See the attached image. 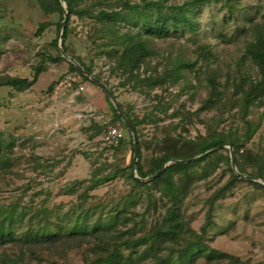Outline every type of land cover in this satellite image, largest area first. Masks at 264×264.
<instances>
[{"label":"rangeland","instance_id":"obj_1","mask_svg":"<svg viewBox=\"0 0 264 264\" xmlns=\"http://www.w3.org/2000/svg\"><path fill=\"white\" fill-rule=\"evenodd\" d=\"M189 1L75 0V9L84 15L66 19V55L90 68V74L137 123L134 131L140 156L136 164L143 172L153 170L156 161L166 155L183 158L179 160L199 156H194L199 145L214 134L241 137L248 120L256 130L241 146L238 159L243 176L255 178L264 162V98L243 114L241 95L234 93L231 84L243 78L258 79L245 47L253 39L250 27L264 21V0H209L188 5L184 10L191 30L167 23L161 37L149 36L155 55L138 69L130 73L117 64L128 31L144 35L160 28L157 21L175 16L173 6ZM125 3L137 7L127 10ZM60 4L61 14H47L34 1L0 0V78L31 80L34 69H42L24 92L0 87V154L10 151L11 165L8 173H0V208L12 205L18 213L26 212L24 219H13L16 236L27 230L29 212L41 208L66 226L109 229L116 222L138 236L160 222L168 198L160 191L161 183H148L147 190L134 187L128 178L130 171L137 176L132 168L133 138L117 119L104 90L77 73L85 86L100 88L96 87L106 104L102 109L92 103L97 95H79L60 86L66 73H75L62 56L57 62L49 60L60 55L58 35L66 12L65 4ZM100 10L119 12L115 29L122 36L108 33L106 23L99 21ZM41 25L44 29L37 34ZM202 47L210 55L199 57ZM179 61L192 65L177 69ZM209 70L218 72L220 84L218 103L210 110L205 108ZM109 125L123 130L124 138L117 146L100 141ZM198 161L174 172L173 182L180 189L181 213L189 229L200 234L207 215L212 224L199 244L186 248L168 244L161 255L169 264H205L201 257L193 261L200 252L214 257L225 254L242 264H264V190L252 185L250 181L255 180L230 181L233 169L227 144ZM113 173L114 179L104 180ZM226 186L211 207L212 195ZM123 211L129 218L125 225L123 215L118 216ZM75 219L79 220L76 224ZM82 253L42 252L14 264H84ZM214 260L213 264L232 262L229 258Z\"/></svg>","mask_w":264,"mask_h":264},{"label":"trees","instance_id":"obj_2","mask_svg":"<svg viewBox=\"0 0 264 264\" xmlns=\"http://www.w3.org/2000/svg\"><path fill=\"white\" fill-rule=\"evenodd\" d=\"M34 1L39 8L47 14L62 13V7L59 0H24ZM209 0H192L182 4L181 6H173L176 10V14L172 18H161L157 21L160 23V28L146 32L141 35L139 32L132 33L128 31L125 34L126 41L122 54L117 58V64L119 67L128 69L131 73L134 69H138L146 59L155 55L153 50V44L149 36L161 37L167 23H171L176 27L184 25L189 30L192 29V25L185 15L184 8L188 5H197L201 2H207ZM66 6L67 17L72 14L83 16L81 10L75 9V0H61ZM137 5L132 6L127 3L123 5L124 9L132 10ZM119 12L100 10L98 18L100 22L106 23L108 26L106 29L108 33L113 36H122L119 31L115 29V24L118 20ZM63 19V18H62ZM44 29V25H41L37 31L40 34ZM250 31L253 33V39L246 47L245 52L256 67L258 72V79L247 80L241 79L238 83L233 82V89L236 95H241V111L245 114L248 109L256 102H261L264 98V21L262 23H256L250 27ZM67 37V30H63L61 36V48L66 54L67 50L64 46V42ZM56 44V40L54 41ZM199 57H207L209 51L207 48L202 47L198 50ZM198 57V56H197ZM61 53L57 58H50L52 62L61 60ZM85 71L91 73V69L84 66L75 59ZM191 66L192 63L179 61L176 66L177 69L181 66ZM41 67L34 69V76L31 80L27 78H15L5 77L0 78V87H9L16 92H24L30 89L31 86L37 80L38 75L41 73ZM69 71L81 74L72 64H69ZM173 75V71L171 72ZM218 72L216 70H209L207 82L209 87V98L205 104L206 109L210 110L218 103V88L220 84L217 82ZM85 78V76H82ZM204 109V108H203ZM117 119L120 117L117 114L115 108H113ZM126 118L129 120L132 127L135 129L137 123L130 119V116L123 111ZM245 133L238 138L222 137L217 134L209 137L206 141L199 145L198 151L194 156L202 155L205 152L212 151L205 155L215 154L221 145H230L233 149L235 156V165L238 173L245 175L242 167L240 166L238 155L241 146L249 141L255 133L256 128H253L250 122L245 121ZM139 156H140V145ZM190 158V157H189ZM189 158H185L188 160ZM171 155H166L156 161L153 170L149 172H143L139 162L135 166L137 177L145 179L150 175L156 173L166 162L170 160H179ZM199 161L171 164L167 166L159 175L148 182L138 181L132 175L131 171L128 174V178L133 182L134 187H145L147 190L148 183L158 185L161 183V190L163 196L168 198L169 206L166 209L164 215L161 217L160 222L153 228L145 230L136 236L135 233H129L126 230H122L118 223H113L109 229H103L100 227H94L91 230L86 228L77 229L74 225H63L59 220H52L48 211L44 208L35 209L31 213L29 212L28 228L21 235L16 236V233L12 229V223L14 217L24 219L26 212H17L16 206L2 207L0 208V264H14L18 261L32 260L34 257L42 252H50L54 254H64L66 252L83 251L82 260L84 264H169L166 258L161 255L162 248L166 245H183L184 248L199 244L206 234V230L211 226L210 217L207 215L204 225L201 227V233L189 229V225L184 222L181 205L179 203L180 189L173 182V173L177 170L190 167L197 164ZM10 165V151L0 154V173L6 174L9 172ZM115 178V174L109 175L104 178L105 181H109ZM255 178L264 180V162L261 161V165L258 168V173ZM238 180L237 176L231 172L230 181ZM253 186L264 190V186L257 182H252ZM228 186L218 190L212 195L209 204H212L217 197L226 191ZM209 208V210L211 209ZM210 212V211H209ZM16 215V216H15ZM124 218L123 224L129 220L126 217L125 212H121L118 216ZM118 216L115 218L118 219ZM77 219L74 220V224L77 223ZM125 227V226H124ZM8 248H5L7 247ZM8 249L10 250L8 252ZM206 259L205 264H213L212 261L229 258L232 260L231 264H242L235 258H230L225 254L216 255V257L200 252L193 258V261L199 258ZM148 260V262H147Z\"/></svg>","mask_w":264,"mask_h":264},{"label":"water","instance_id":"obj_3","mask_svg":"<svg viewBox=\"0 0 264 264\" xmlns=\"http://www.w3.org/2000/svg\"><path fill=\"white\" fill-rule=\"evenodd\" d=\"M61 2V0H59ZM67 19V13L64 12L63 15V21L60 24V28H59V35H58V48L60 50L61 56L66 59L67 61H69L82 75L86 76L89 80H91L93 83L97 84L99 87H101L104 92L106 93V95L108 96V98L110 99L111 103L113 104L115 110L117 111L118 116L120 117V119L123 121V123L125 124L126 128L129 130V132L132 135L133 138V162H132V168H133V172L135 173V166H136V162L138 160V156H139V149H138V140L134 131V128L132 127V125L130 124L129 120L126 118V116L124 115L123 111L121 110L119 104L116 102L115 98L113 97V95L111 94V92L107 89V87L100 82L99 80H97L94 76H92L90 73H88L87 71H85L83 69V67L78 64L76 61H74L72 58H70L69 56H67L62 48H61V36H62V30L63 27L65 25ZM221 146H219V148H221ZM227 148L229 149V156H230V161H231V166L233 171L235 172V175L237 176V178L239 179H246V180H255L256 182L261 183L264 186V180L262 179H256L254 177L251 176H243L240 173H238L236 166H235V156L233 153V149L230 145H227ZM212 151H208L205 152L202 155H199L195 158H192L190 160H170L167 163H165L154 175L146 178V179H140L137 176H134V178H136L138 181H150L152 179H154L157 175H159L167 166L171 165V164H180V163H187V162H193L196 161L200 158H202L203 156L211 153Z\"/></svg>","mask_w":264,"mask_h":264},{"label":"built area","instance_id":"obj_4","mask_svg":"<svg viewBox=\"0 0 264 264\" xmlns=\"http://www.w3.org/2000/svg\"><path fill=\"white\" fill-rule=\"evenodd\" d=\"M60 86L65 90H74L77 93H83L86 88L81 76L77 73H66L60 82ZM123 138L122 129L118 126L109 125L100 136V141L106 146H117Z\"/></svg>","mask_w":264,"mask_h":264},{"label":"crops","instance_id":"obj_5","mask_svg":"<svg viewBox=\"0 0 264 264\" xmlns=\"http://www.w3.org/2000/svg\"><path fill=\"white\" fill-rule=\"evenodd\" d=\"M40 77V76H39ZM100 89L98 86H95V84H89V85H86V88H85V91L83 93H77L75 92L76 94H79V95H97V99L92 102L94 107H98L99 108H104L106 107V104H105V99H104V96L103 94H100L99 90H97V88Z\"/></svg>","mask_w":264,"mask_h":264}]
</instances>
